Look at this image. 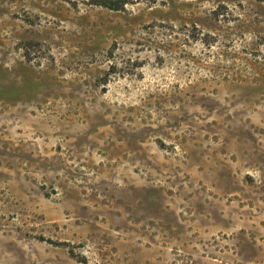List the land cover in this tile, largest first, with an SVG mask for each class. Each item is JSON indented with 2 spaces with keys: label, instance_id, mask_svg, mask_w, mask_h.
I'll return each instance as SVG.
<instances>
[{
  "label": "rangeland",
  "instance_id": "rangeland-1",
  "mask_svg": "<svg viewBox=\"0 0 264 264\" xmlns=\"http://www.w3.org/2000/svg\"><path fill=\"white\" fill-rule=\"evenodd\" d=\"M0 264H264V0H0Z\"/></svg>",
  "mask_w": 264,
  "mask_h": 264
},
{
  "label": "trees",
  "instance_id": "trees-1",
  "mask_svg": "<svg viewBox=\"0 0 264 264\" xmlns=\"http://www.w3.org/2000/svg\"><path fill=\"white\" fill-rule=\"evenodd\" d=\"M117 2H118V1H115V3H113V4L111 3V4H112V5H111L112 8H114V9H118V8H120L121 5H120L119 3H117Z\"/></svg>",
  "mask_w": 264,
  "mask_h": 264
}]
</instances>
